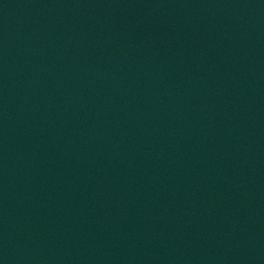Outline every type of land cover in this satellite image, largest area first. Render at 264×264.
Wrapping results in <instances>:
<instances>
[{
	"label": "water",
	"instance_id": "water-1",
	"mask_svg": "<svg viewBox=\"0 0 264 264\" xmlns=\"http://www.w3.org/2000/svg\"><path fill=\"white\" fill-rule=\"evenodd\" d=\"M0 264H264V0H0Z\"/></svg>",
	"mask_w": 264,
	"mask_h": 264
}]
</instances>
